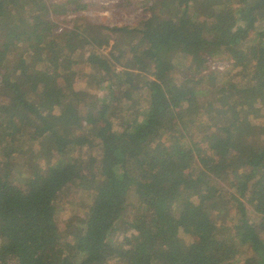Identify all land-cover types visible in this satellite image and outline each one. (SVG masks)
<instances>
[{"label":"trees","instance_id":"1","mask_svg":"<svg viewBox=\"0 0 264 264\" xmlns=\"http://www.w3.org/2000/svg\"><path fill=\"white\" fill-rule=\"evenodd\" d=\"M155 1L0 0V264H264V0Z\"/></svg>","mask_w":264,"mask_h":264},{"label":"rangeland","instance_id":"2","mask_svg":"<svg viewBox=\"0 0 264 264\" xmlns=\"http://www.w3.org/2000/svg\"><path fill=\"white\" fill-rule=\"evenodd\" d=\"M91 2V6L88 9L83 10L77 14H71L67 17V20H70L76 16L82 17L86 25L91 27L94 24H103L106 26H115V25H134L137 24L140 20L149 17L153 11L157 8V2L155 0H88ZM149 1L148 3H145ZM64 19V18H63ZM264 22V21H263ZM69 25V23H63ZM264 28V23L259 24L258 31ZM256 33L251 34V39H256ZM257 40V39H256ZM107 52L109 49H104ZM212 61L227 63L228 67L225 71L230 69L232 60L228 58L227 55L218 52L214 56L209 57ZM177 69H183L184 65L188 63V60L184 58L183 55H177ZM212 70L211 67L204 72L205 74L211 73L212 75L220 74V72ZM219 72V73H218ZM258 111L253 112L248 123L243 125L244 131L248 134L256 132L259 133L260 138L264 135V100H260L256 103ZM97 148L95 147L94 153ZM222 205V204H220ZM70 215V212L66 209L64 215L61 217V224H64V220L67 219ZM250 217H253V211H250ZM3 231V228L0 230ZM237 264H244L243 256L238 260Z\"/></svg>","mask_w":264,"mask_h":264},{"label":"built area","instance_id":"3","mask_svg":"<svg viewBox=\"0 0 264 264\" xmlns=\"http://www.w3.org/2000/svg\"><path fill=\"white\" fill-rule=\"evenodd\" d=\"M209 66L211 67L212 70L225 71L228 67V64L211 60L209 61Z\"/></svg>","mask_w":264,"mask_h":264}]
</instances>
